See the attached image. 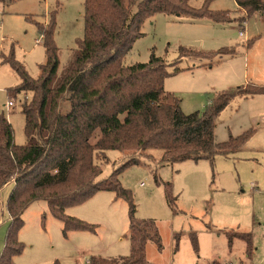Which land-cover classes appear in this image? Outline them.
<instances>
[{"label": "rangeland", "instance_id": "1", "mask_svg": "<svg viewBox=\"0 0 264 264\" xmlns=\"http://www.w3.org/2000/svg\"><path fill=\"white\" fill-rule=\"evenodd\" d=\"M206 1L212 10L229 11L230 20L217 23L207 16L158 12L145 20L143 35L125 62H149L152 54L164 59L165 90L180 99L185 114L204 112L223 92L248 88L218 112L213 139L225 142L249 136L227 154L175 163L159 162L161 149H148L151 156L140 155L139 163L127 165L130 154L106 150L107 162L101 164L98 180L120 169V183L136 204L135 217L153 236L145 243L147 264H264V14L248 16L236 0H189V4L198 8ZM52 18L61 72L84 36V0H0V119L7 117L19 145L27 141L22 104L32 93L15 92L22 81L10 60L37 78L46 61L38 23ZM182 47L201 54H186ZM165 183H170L174 205L167 199ZM13 188L10 182L1 190L0 256ZM66 213L94 224L95 231L64 234L62 222L50 214L47 203L33 202L23 214L19 239L24 249L14 263L88 264L92 255H130L129 205L113 191H98L85 202L66 207ZM230 231L251 233V255L245 240L235 237L230 244Z\"/></svg>", "mask_w": 264, "mask_h": 264}, {"label": "trees", "instance_id": "2", "mask_svg": "<svg viewBox=\"0 0 264 264\" xmlns=\"http://www.w3.org/2000/svg\"><path fill=\"white\" fill-rule=\"evenodd\" d=\"M236 2L248 16L264 14V0ZM207 3L197 8L189 0H84V36L61 72L53 39L54 18L38 23L46 50L40 75L33 78L25 66L10 60L22 81L15 92L32 93L22 104L26 143L16 144L12 124L4 115L0 119V204L2 188L14 183L0 264H15L14 257L22 253L19 232L23 214L33 202L47 203L50 214L62 222L64 234L95 231L94 224L67 214L66 207L81 204L101 190L113 191L128 202L131 253L116 258L92 255L88 264H147L145 243L153 236L146 223L135 217L136 204L131 191L120 183V169L106 180H98L101 164L107 162L106 150L130 154L127 165L139 163L140 155L151 156L148 149H161L159 162L175 163L212 158L217 152L227 154L246 141L249 134L215 142L213 120L232 96L248 92V88L223 92L204 112L185 114L180 99L165 90L164 59L152 54L149 62H125L134 42L143 35L145 20L158 12L207 16L217 23L230 20L229 11L212 10ZM182 49L189 55L201 54ZM165 186L167 199L174 205L170 183ZM227 233L230 244L235 237L241 238L246 253H253L251 233ZM193 240L196 247V237ZM52 264L61 263L55 260Z\"/></svg>", "mask_w": 264, "mask_h": 264}, {"label": "built area", "instance_id": "3", "mask_svg": "<svg viewBox=\"0 0 264 264\" xmlns=\"http://www.w3.org/2000/svg\"><path fill=\"white\" fill-rule=\"evenodd\" d=\"M242 33V32H241ZM13 104V101H9V105H12Z\"/></svg>", "mask_w": 264, "mask_h": 264}]
</instances>
